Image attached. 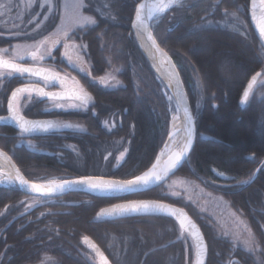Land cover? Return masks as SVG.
<instances>
[{
  "label": "trees",
  "instance_id": "16d2710c",
  "mask_svg": "<svg viewBox=\"0 0 264 264\" xmlns=\"http://www.w3.org/2000/svg\"><path fill=\"white\" fill-rule=\"evenodd\" d=\"M140 1L85 0L84 12L94 23L69 37L86 44L87 70L74 73L91 96L87 105L60 111L31 96L23 112L72 122L75 129L29 135L0 127V148L29 180L131 179L149 170L165 147L168 103L175 102H168L166 85L132 32ZM152 24L160 46L178 66L197 118L195 147L175 176L197 182L241 212L255 253L215 234L194 203L159 187L122 197L43 198L26 195L17 185H0V264H98L83 243L86 237L113 264H192L191 240L169 217L98 218L104 207L137 199L187 210L205 235L207 264H264V49L249 21V0H183ZM56 58L63 63L61 53ZM1 72L6 76L0 77V115L12 90L28 80ZM258 72L262 75L242 108L244 89Z\"/></svg>",
  "mask_w": 264,
  "mask_h": 264
},
{
  "label": "rangeland",
  "instance_id": "374dc122",
  "mask_svg": "<svg viewBox=\"0 0 264 264\" xmlns=\"http://www.w3.org/2000/svg\"><path fill=\"white\" fill-rule=\"evenodd\" d=\"M182 1L174 0V4L170 9L179 6ZM84 7L85 0H0V41L8 42L0 46V56L12 61H21L26 59L32 52L39 50L38 54L48 57L47 51H51L55 41L66 37L71 44L70 54L74 59H77V63H73L71 66L84 72L87 70V61L84 58V53L87 50L86 44L70 40L69 37L73 31L94 23V20L84 12ZM168 11L157 16L154 21H158V18ZM78 62L83 65L78 64ZM32 63L37 65L40 64V61L33 60ZM3 75L6 76L4 72H1L0 77ZM28 97L22 95V98L19 99L17 108L20 112H24L29 105L30 99ZM167 99L170 102V99L173 98L170 95V97L167 96ZM174 104L168 103L170 115V133L166 142L170 145L167 151L168 155L179 150L185 139H187L185 128L187 127V118L179 105L176 102ZM56 105L57 103H50L51 108H55ZM64 105L66 109H76L70 107L69 104L64 103ZM192 112L196 127L195 110L192 109ZM171 124H175L176 127L173 135ZM58 125L61 128L74 129L72 128L73 125L70 127H65L66 124L64 123H58ZM237 132L240 131L237 129ZM196 137L197 128L195 129V143ZM213 171L217 177L231 179V177L219 173L217 170ZM61 181L65 180L52 179L40 183H58ZM0 185L15 186L16 182L1 181ZM159 188L171 197H182L185 198L186 202L194 203L198 210L210 220L213 230L216 232L215 234L222 237L229 236L230 239L246 248L247 251L252 254L255 253L256 246L247 219L241 212L233 210L221 196L205 190L197 182L179 176H173ZM190 244L192 245L194 263L195 248L192 242Z\"/></svg>",
  "mask_w": 264,
  "mask_h": 264
},
{
  "label": "water",
  "instance_id": "95a60500",
  "mask_svg": "<svg viewBox=\"0 0 264 264\" xmlns=\"http://www.w3.org/2000/svg\"><path fill=\"white\" fill-rule=\"evenodd\" d=\"M150 1H152V0H141L137 4L136 9H135V13H134V16L132 19V23H131V29H132V32L134 33L135 37H136V40L140 46V49L142 50V52L144 53V55L148 59L152 69L155 71V73L161 78L163 83L166 85V88L168 89V91H169L171 97L173 98L174 102H176V104L179 105V107L181 108V110L183 111L184 114H185V108H187L188 112L193 117V141H192L191 150L187 153V156L185 158H183L175 168L171 169L166 174H164L163 178L160 181L155 182V183H150L147 186L136 187L132 191L125 190L121 193L111 194L109 196H102V195H98L95 192L96 190L89 189L86 185H71V186L65 185L63 187V189L56 188L52 192H49V193H45L43 191L36 192L34 190H31L29 187L30 185L38 184L40 182H34V181L29 180L23 174V172L19 169V167L14 162L12 157L7 152H5L3 149L0 148V160L3 163L7 164L12 169V171L15 175L16 185L19 187V189L24 194L29 195V196H33V197L59 198V197H63V196H66V195L72 194V193H83V194H90V195L100 196V197H122V196L137 194V193H143V192H147V191L156 189V188L160 187L161 185L165 184L168 180H170L173 176H175L179 172V170L181 169L183 164L189 159V156L191 155V153L195 147V129H196L195 118H194V115L192 112L191 103H190V100H189V97L187 94V90L185 88V85H184V82L182 80L178 66L175 63V61L173 60V58L171 57V55L165 49H163L160 46L159 42L157 41V39L154 35L153 24H152L153 22L150 21L148 15H147V12H146V6ZM141 3L145 4V8H143V9L139 8V5ZM137 11L141 12L142 17L144 18V23L146 25V28L142 29L140 27V25L138 24V22L136 21ZM249 21H250L252 30H253L256 38L258 39L260 45L264 49V35H262L260 32V24L262 21H264V0H249ZM149 32L151 33L153 39L156 41L155 45H153L152 41L148 40V38H147ZM139 33L143 34L146 37L147 41L149 42L152 51L155 53V55L157 57V64H158L159 68L163 71V73L165 74V78L160 74V72L157 70V68H155V66L151 62V59L149 58L147 52L145 51V47H144L143 43L139 39V36H138ZM157 46L162 51H157ZM162 53H163V55H162ZM0 58L9 60L10 62L17 63V64H20L21 66H25V67H40V66H36V65H28L25 63L12 61V60L4 58L2 56H0ZM40 68H43V67H40ZM0 69L6 70L9 72H14L10 69H3V68H0ZM25 75H27V74H25ZM261 75H262V72L256 73L247 83V85L244 89L242 98H241V102H240L242 108L245 107L247 100H248V97H249L250 93L252 92V90L254 89V87L256 86ZM33 78H36V77H33ZM36 79H38V78H36ZM39 80H41V79H39ZM177 81H179V87H177ZM30 85H32V84H23V85H20V86H17L16 88H14L12 90V92L10 93V96L8 98V102L11 101L12 93L17 88H23V87L30 86ZM35 85L40 87V88H44L41 85H38V84H35ZM56 85H59V84H56ZM249 85H251V87H249ZM63 88H65L66 91H56V93H63V92H68V91L78 92L77 88L69 86L65 82V80H64ZM44 90L46 92H53V91H49L45 88H44ZM245 93H247L246 98H245ZM21 94H23V93H21ZM21 94L18 95V98L21 96ZM33 94H35L39 97H43L47 100H51L47 97L38 95L36 92H33ZM88 97L90 99L89 95H88ZM57 100H67V99H57ZM8 102L6 105V114L0 115V117H3V119H0V127H10V128H13L14 130H16L18 132H23L18 127L17 123L9 118L10 113H9L8 107H7ZM13 104H14V107H16V101L13 102ZM24 117L30 121H36V122H40V123L51 121L50 119H33V118H28L26 116H24ZM185 117H186V115H185ZM52 130L53 129H49L48 131H44L42 128H39V129H36L35 131H32V132H23V133L39 134V133L51 132ZM143 174H141V175H143ZM20 177H23L24 180L28 181V185H21L20 179H19ZM87 177H92L95 180L104 181V182L127 180V179L105 177V176H87ZM87 177H81V178H87ZM81 178H76V179H71V180H79ZM134 178H131V179H134ZM58 183L61 184V183H63V181L58 182ZM133 202H137V203L138 202H149V203H159V204L168 205L170 208L175 209L180 213H183L184 216L187 218L186 219V225H187V221H191V223L195 225V229L189 228L187 231L182 230L179 226V220L175 216H173L167 212L158 211V210L129 212V213L124 214V215L119 214L118 210L116 212H112L111 214H108L104 211L106 209L111 210L118 204H129V203H133ZM153 215H162V216H166V217L171 218L179 227L180 232L183 234H186L192 240V243H193L194 248H195V257H194V263L193 264H207L208 244H207L205 235H204L203 231L201 230L200 226L190 216V214L187 212V210H185L182 207H178L176 205H173V204H170V203H167L164 201L152 200V199L129 200V201H123V202H119V203L104 207L103 209H101L99 211L98 218L99 219H127V218L145 217V216H153ZM86 238L87 239L84 238L83 243L86 245L88 250L94 254L98 264H102V256H103V258L107 259L108 264H113L112 261L110 260V258L108 257V255L104 252V250L92 238H90V237H86ZM197 245H200V247H197ZM101 254H102V256H101Z\"/></svg>",
  "mask_w": 264,
  "mask_h": 264
},
{
  "label": "snow or ice",
  "instance_id": "6c2138e0",
  "mask_svg": "<svg viewBox=\"0 0 264 264\" xmlns=\"http://www.w3.org/2000/svg\"><path fill=\"white\" fill-rule=\"evenodd\" d=\"M164 5H153V10H163ZM140 9L145 8V4L141 3L139 5ZM152 13L149 12V18H151ZM136 21L140 25V27L146 28V25L144 23V18L141 15L140 11H137L136 13ZM260 32L262 35H264V21L260 24ZM148 40L152 41V44L155 45L156 41L153 39L151 33H148ZM6 51V50H5ZM157 51H162L157 46ZM39 50L36 52L31 53V57L33 60H43L44 55L38 54ZM47 55L51 57V51H47ZM163 55V53H162ZM23 59V57H21ZM54 59V57H53ZM69 61L71 62V58L69 57ZM0 68L3 69H10L14 71L15 73L20 74L22 77H24L25 74H27L28 77H36L38 79H41L44 81L45 85H51L55 86L56 84H59L61 87L64 86V77H61L59 72L51 71L49 69L40 68V67H25L21 66L20 64L10 62L9 60L0 58ZM74 79V78H73ZM76 84L79 85V81H76ZM177 87H179V81H177ZM251 87V85H249ZM36 92L40 96L47 97L51 100H57V99H67L71 101H79V103H72L69 106L72 108H79L82 105H86L88 102V94L83 90L82 87L79 88V92L76 91H68L63 93H56V92H46L44 88H40L36 86L35 84H32L30 86H26L23 88H17L11 96V101L8 102V111L10 113L9 118L13 121H15L18 125V127L23 132H32L36 129L42 128L44 131H48L49 129L57 127V125L54 122L48 121L44 123L36 122V121H30L24 117V115L19 114L16 107H14L13 102L17 101L18 95L21 93H28L29 99H31V93ZM82 93V94H81ZM247 97V93H245V98ZM57 107L63 109L65 108L64 104H57ZM185 115L187 117V129H186V142L184 143L183 147L174 152L172 155L169 156L167 163L165 164L164 168L160 171L157 170V165L159 164V161L157 162V165H153L152 169L150 171L144 172L143 175H138L134 179H127L123 181H99L95 180L92 177L87 178H81L79 180H65L61 184L55 185L57 188L63 189L65 185L71 186V185H86L89 189L92 190H100V191H132L134 188L139 186H147L150 183H155L160 181L163 178V175L166 174L171 169L175 168L180 161L187 156V153L191 150L192 147V141H193V117L188 112V109L185 108ZM0 119H3V117H0ZM65 127H70L71 125H64ZM20 184L21 185H28V181L24 180L23 177H20ZM31 190H34L36 192H41L42 188L41 186L37 184H32L29 186ZM48 192L52 191V188L47 189ZM119 211V214L124 215L129 212H139V211H148V210H158L167 212L173 216H175L179 220V226L182 230L187 231L189 228L195 229V225L191 223V221H187L186 225V217L183 213L178 212L175 209L170 208L168 205L165 204H159V203H149V202H133L129 204H118L111 210H104L106 213L111 214L112 212ZM87 239V238H85ZM197 247H200V245H197ZM102 256V254H101ZM102 264H108V261L106 258H103L102 256Z\"/></svg>",
  "mask_w": 264,
  "mask_h": 264
},
{
  "label": "flooded vegetation",
  "instance_id": "af4514ba",
  "mask_svg": "<svg viewBox=\"0 0 264 264\" xmlns=\"http://www.w3.org/2000/svg\"><path fill=\"white\" fill-rule=\"evenodd\" d=\"M57 53H61L62 54V58H63V63L62 64L56 58V54ZM70 53H71V44L68 42L67 38L64 37L62 40L61 39H58V41H55L53 48L51 47V57L44 56V59L42 61L39 60L40 61V64H37L36 65V64H33L32 63L33 60H32L31 54L29 56H27L26 59L21 60V61H17V62L25 63V64H28V65H36V66L43 67L45 69H49L51 71L59 72L60 76L65 78L64 79L65 82L69 86L77 88V90L79 92V88L82 87V86H81L80 83H79V85L76 84V81H78V80H77V77H76V75L74 73V67L71 66V65H73V63L74 64L77 63V59H74L73 56ZM53 57H54V59H53ZM69 57L71 58V62L69 61ZM79 63L81 64V62H78V64ZM81 65H83V64H81ZM24 76L27 77L28 80H26V82H24L23 84H38V85H41L42 87H44L45 89H47L49 91H53V92H56V91H66L65 88H63V87H61L59 85H55V86L47 85L46 86L43 80H39V79H36V78H33V77H28L27 75H24ZM23 84H21V85H23ZM83 90L86 92V90L84 88H83ZM87 94L90 96L89 93H87ZM22 95L29 96L28 93L21 94V96L16 101V107H18V104L17 103H18L19 99L22 98ZM31 96H37V95L31 93ZM37 97H39V96H37ZM40 98L45 99L43 97H40ZM45 100L46 101H49V102L57 103V104H64V103H66V104H69L70 105L72 103H79V101H71V100H55V101L54 100H47V99H45ZM90 100H91V96H90V99L88 100L87 104L90 102ZM48 106H50V104ZM55 107L58 110L61 111V108H59L57 106H55ZM63 109H66V108H63ZM17 110H18L19 114L24 115L23 112H20L18 108H17ZM68 110H75V109H68ZM5 114H6V109H5V113L4 114H1V115H5ZM24 116H26V115H24ZM26 117H28V116H26ZM28 118H31V117H28ZM33 119H50L52 122H54L57 125V127L52 128L53 130L51 132L39 133V134H42V135L43 134L44 135L45 134L46 135L47 134H56V133H58V132H60L62 130H67L68 129V128L67 129L61 128L58 125V123H64V124L73 125L72 128H74V129H75V126H76L72 122L59 121V120L54 119L52 117H41V118H33ZM20 133H23V132H20ZM25 134H29L30 135V133H25ZM31 135H35V134H31ZM191 242H192V240H191Z\"/></svg>",
  "mask_w": 264,
  "mask_h": 264
},
{
  "label": "bare ground",
  "instance_id": "6f19581e",
  "mask_svg": "<svg viewBox=\"0 0 264 264\" xmlns=\"http://www.w3.org/2000/svg\"><path fill=\"white\" fill-rule=\"evenodd\" d=\"M173 4H174V0H152V1H150L147 4V6H146V12H147L148 17H149V12L152 13L151 18H149L150 21L153 22L156 19L157 16H159V15L163 14L164 12L168 11L173 6ZM153 5H157V6L164 5L165 7H164V9L162 11L161 10H155L154 11L153 8H152ZM138 36H139V39L141 40V42L143 43V45L145 47V51L147 52L149 58L151 59V62L153 63L155 68H157V70L160 72V74L165 78V74L159 68V66L157 64V57H156L155 53L152 51V49L150 47V44L147 41L146 37L143 34H141V33H139ZM171 127H172V130H173V132H172V135H173V133L175 132V129H176L175 124H171ZM185 128L187 129V127H185ZM185 141H186V139H185ZM185 141L183 142V145H184ZM183 145H182V147H183ZM169 146H170L169 144H166V146L159 153V155L157 156L155 162L153 163V165H157V162L159 161V164L157 165V170L158 171L163 169L165 164L168 161V158L170 156V155L167 154ZM174 152H176V151H174ZM153 165H152V167H153ZM152 167L149 170H147V171H150L152 169ZM221 177H223V175H221ZM1 181L14 182L15 181V175H14L12 169L7 164L3 163L0 160V182ZM57 184H59V183H38L37 185L41 186L43 192L49 193L47 191V189L48 188H52V191H53L54 189L57 188L55 186ZM95 192L98 195L109 196L111 194H117V193H121L123 191H100V190H96Z\"/></svg>",
  "mask_w": 264,
  "mask_h": 264
}]
</instances>
